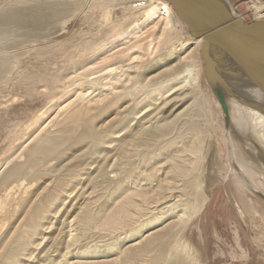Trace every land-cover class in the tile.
Wrapping results in <instances>:
<instances>
[{
	"label": "rangeland",
	"instance_id": "1",
	"mask_svg": "<svg viewBox=\"0 0 264 264\" xmlns=\"http://www.w3.org/2000/svg\"><path fill=\"white\" fill-rule=\"evenodd\" d=\"M135 1L0 0V264H264V169L227 137L200 44L174 13L134 36ZM226 2L246 22L264 5ZM245 127L264 155V125ZM216 187L243 224L212 261L197 227Z\"/></svg>",
	"mask_w": 264,
	"mask_h": 264
},
{
	"label": "water",
	"instance_id": "2",
	"mask_svg": "<svg viewBox=\"0 0 264 264\" xmlns=\"http://www.w3.org/2000/svg\"><path fill=\"white\" fill-rule=\"evenodd\" d=\"M162 1L171 7L189 33L201 40L204 78L222 110L226 127L230 126L227 99H235L264 118V20L246 22L234 16L226 0ZM213 58L220 61L228 73L233 95H226L222 88L225 81H218L221 77L213 68ZM216 83H220V88ZM262 164L264 169V162ZM254 192L264 201V195Z\"/></svg>",
	"mask_w": 264,
	"mask_h": 264
},
{
	"label": "bare ground",
	"instance_id": "3",
	"mask_svg": "<svg viewBox=\"0 0 264 264\" xmlns=\"http://www.w3.org/2000/svg\"><path fill=\"white\" fill-rule=\"evenodd\" d=\"M134 3H139V5H136L135 6V9L140 11V13L142 14V17H143V20L141 21V23L139 25H135V27L133 28L132 30V34L135 36L138 32H141V30H143L144 28H146L148 25L150 24H155V21L156 20H163L165 21V24H170L171 22H173V20H175L174 18V15H173V12H172V9L171 7L164 1H161V0H136ZM48 7V6H47ZM44 8L46 9V7L44 6ZM248 10L250 11H254L255 14H258V13H261L262 9L261 7L259 6H256L255 4H252V3H249V6L247 7ZM17 9V8H16ZM19 9V8H18ZM34 9V8H33ZM31 9V10H33ZM39 9V8H38ZM44 10V9H43ZM47 10V9H46ZM46 10H44L46 12ZM22 11V10H21ZM20 9L17 10V11H14V12H11L9 15H8V18H10V21L11 23H13L14 25H20V22L22 20L23 17L25 16H30L31 14H25L23 12H21ZM41 12V10H40ZM44 12V13H45ZM48 12V11H47ZM37 13V11H36ZM49 13V12H48ZM46 13V14H48ZM46 14H43V16H45ZM40 15V14H39ZM39 15H31L30 18H32V20H35L37 22V19L39 18ZM235 16V14H233ZM48 16V15H47ZM51 16V15H50ZM241 16V15H240ZM47 19H49L47 17ZM257 19H260V18H256ZM1 20V19H0ZM9 21V22H10ZM176 21V20H175ZM259 21V20H258ZM1 22V21H0ZM5 22V21H4ZM7 22V23H9ZM33 24H35L34 21H32ZM39 22H37V28L39 27ZM35 24V25H36ZM40 25L41 22H40ZM45 25V24H44ZM12 26V25H11ZM3 27V24L2 26ZM34 29V28H33ZM36 30V29H35ZM42 35V34H41ZM21 44V43H20ZM201 45V40H198L196 39L195 37H193L191 34H187L186 36V39H185V46L187 47H196L198 45ZM212 64H213V68L215 70V72L221 77V79L219 78L218 81H225L226 84H223V87L225 90H226V95H231L232 94V86L230 84V82L227 80L228 78V73L226 72V70L224 69V67L222 66V64L220 63V61H218L216 58H213L212 59ZM6 66V65H5ZM5 72V71H4ZM186 72L189 74L190 71L189 69H186ZM0 73L2 74L3 72L0 70ZM0 74V75H1ZM190 75V74H189ZM2 77V76H1ZM220 83H216L215 86L216 87H219L220 88ZM228 93V94H227ZM228 95V96H229ZM233 95V94H232ZM227 99V98H226ZM227 102V107H228V111H229V117H230V126H229V129H228V138H229V135L232 134V133H237L238 131L241 133V136H242V139H241V143L240 144V148L247 154H249L253 161L255 163H257V165L261 166L263 165L262 163L264 162V158L262 157V154L261 152L259 151L257 145L254 143L257 141V139L253 138V136L251 135V131L248 130V128L245 127L246 124H249L250 127L254 128V127H257L258 125H264V118L259 116L258 114L254 113L253 111L243 107L242 105H240V103H238L235 99H229V100H226ZM234 135V134H233ZM237 136V135H236ZM244 137L248 138L249 141L251 142V144H249V146H246L245 145V139ZM237 138V137H236ZM238 140V139H237ZM58 142L57 141H52L50 143H48V148L51 147V148H55L57 146ZM169 145V144H168ZM229 146V145H228ZM48 148L45 146L44 149L42 150V152H47L48 151ZM40 150V149H39ZM50 152V151H49ZM39 154V152H38ZM56 154V153H55ZM126 154V153H125ZM127 155V154H126ZM41 156V155H40ZM232 156V155H231ZM33 157V156H32ZM31 158V157H30ZM41 165V164H40ZM47 165V164H46ZM44 166V165H42ZM41 166V167H42ZM48 166V165H47ZM50 166V164H49ZM48 166V167H49ZM17 168V166H16ZM22 168V167H21ZM44 168V167H43ZM47 168V167H45ZM199 168V167H198ZM19 169V167H18ZM38 170V169H37ZM40 170V169H39ZM176 170V169H175ZM196 171V170H195ZM182 172V171H181ZM183 173V172H182ZM239 173V172H237ZM26 174V173H25ZM179 174V173H178ZM259 174V173H258ZM197 175V174H195ZM183 176V174L181 175ZM186 176V175H185ZM18 178V177H17ZM182 178V177H181ZM12 180V179H10ZM197 180V179H196ZM250 180V179H249ZM175 182V181H174ZM192 182V181H190ZM189 182V183H190ZM248 184V183H247ZM192 186V185H191ZM195 186V185H194ZM250 186V185H249ZM248 186V187H249ZM179 189V188H178ZM177 189V190H178ZM182 189V188H181ZM185 189V188H184ZM244 190V189H243ZM245 191V190H244ZM189 194V193H188ZM144 195H141V201L142 202H145L146 198L143 197ZM203 200H205V197L203 198ZM203 200L201 202H203ZM201 204V203H200ZM190 208V207H189ZM42 211V210H41ZM121 213L124 212V209L120 211ZM41 214L40 211H36V214ZM40 217V215L38 216V218ZM177 217V216H176ZM121 219L122 218V215H115V217L113 218L114 220H117V219ZM181 216H179V219L177 220H180ZM145 222V221H144ZM36 223V220L34 221L33 220V224ZM166 224V223H165ZM164 224V225H165ZM183 227L185 225H182ZM134 227V226H133ZM183 228H181L182 230ZM164 230V229H163ZM180 231V230H179ZM131 232V231H130ZM184 232V231H183ZM122 235V234H121ZM182 235V234H180ZM143 237V236H142ZM167 237V236H166ZM176 237V236H175ZM186 238V237H185ZM175 240V239H174ZM25 242H28V240H24ZM166 242V241H165ZM139 243V242H138ZM156 243V242H155ZM175 243V242H174ZM177 243V242H176ZM173 244V243H172ZM179 244V243H178ZM186 244V243H185ZM136 245V243H135ZM184 245V244H183ZM134 246V244H133ZM179 246V245H178ZM140 247V246H139ZM173 247V246H171ZM186 247V246H184ZM182 247V248H184ZM147 248V247H146ZM145 248V249H146ZM170 248V247H169ZM140 249V248H139ZM177 249V248H176ZM175 249V250H176ZM181 249V248H179ZM187 249V248H186ZM185 249V250H186ZM2 250V249H0ZM19 250V249H18ZM16 250V252L18 251ZM144 250V248H141L140 249V253ZM178 250V249H177ZM20 251V250H19ZM22 251V249H21ZM170 251V250H169ZM181 252V251H180ZM184 252V251H183ZM18 253V252H17ZM140 253L138 252V254H136V257L140 256ZM185 254V253H184ZM189 254V253H188ZM171 255V254H170ZM177 256V251L176 253L174 254ZM182 255V254H180ZM178 255V259H183V261H186L187 263V258L185 256L182 255V257ZM13 255H11V258L10 256H8L7 258L9 259H15L16 256L14 255L13 258H12ZM181 258H180V257ZM135 257V254L132 255V254H128L125 258L127 261H130V260H134ZM170 257V256H168ZM175 258V257H173ZM189 258V257H188ZM8 259H5V262H9ZM156 259V258H155ZM166 259V258H165ZM186 259V260H184ZM191 259V258H190ZM81 261V260H80ZM127 261H125L127 263ZM193 261V260H192ZM4 262V263H5ZM79 262V260H78ZM12 263V262H11ZM131 263V262H130ZM179 264L181 262H178ZM192 263V262H191Z\"/></svg>",
	"mask_w": 264,
	"mask_h": 264
},
{
	"label": "crops",
	"instance_id": "4",
	"mask_svg": "<svg viewBox=\"0 0 264 264\" xmlns=\"http://www.w3.org/2000/svg\"><path fill=\"white\" fill-rule=\"evenodd\" d=\"M240 190V189H239ZM223 194L227 196L228 192L224 191L221 192L220 187H216L211 189L208 195V200L201 218L199 220L198 230L201 234H203V239L200 240L203 246V250L206 256L212 257L214 261L215 257L218 255L222 256L220 258L226 259L231 256L230 253H222V248L225 242H227L228 239V232H230V229H235V234L232 235V242H239L241 241L239 232H237V221L242 222V216L239 211L238 205L235 204L233 207L232 204L228 201L230 204V207L234 209L227 208L228 206L225 203V199L223 197ZM228 197V196H227ZM219 204H222V208H219ZM231 221V222H230ZM243 224V222H242ZM198 232V234H199ZM210 236L208 237V235ZM233 234V233H232ZM247 252H249L247 250ZM246 251H243L241 261L244 263L247 261L248 253ZM252 254V253H251ZM245 257V258H244ZM230 261V260H229Z\"/></svg>",
	"mask_w": 264,
	"mask_h": 264
},
{
	"label": "built area",
	"instance_id": "5",
	"mask_svg": "<svg viewBox=\"0 0 264 264\" xmlns=\"http://www.w3.org/2000/svg\"><path fill=\"white\" fill-rule=\"evenodd\" d=\"M247 5V4H246ZM261 13H258V14H255L254 11H250L248 10V8L245 6V11H246V14L252 18L253 21H258V20H264V5L261 6ZM256 18H260V19H257Z\"/></svg>",
	"mask_w": 264,
	"mask_h": 264
}]
</instances>
